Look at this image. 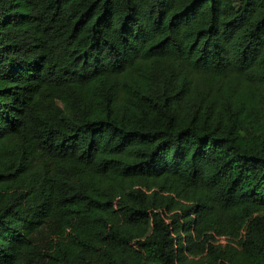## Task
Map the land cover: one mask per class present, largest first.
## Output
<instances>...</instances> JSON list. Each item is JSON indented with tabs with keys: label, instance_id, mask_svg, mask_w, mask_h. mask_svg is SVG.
Listing matches in <instances>:
<instances>
[{
	"label": "trees",
	"instance_id": "trees-1",
	"mask_svg": "<svg viewBox=\"0 0 264 264\" xmlns=\"http://www.w3.org/2000/svg\"><path fill=\"white\" fill-rule=\"evenodd\" d=\"M0 264H264V0H0Z\"/></svg>",
	"mask_w": 264,
	"mask_h": 264
}]
</instances>
